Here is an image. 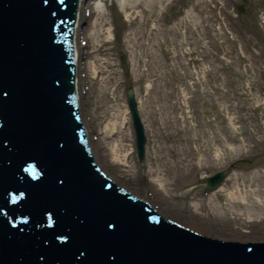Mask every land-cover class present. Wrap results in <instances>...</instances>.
<instances>
[{
    "label": "rangeland",
    "instance_id": "rangeland-1",
    "mask_svg": "<svg viewBox=\"0 0 264 264\" xmlns=\"http://www.w3.org/2000/svg\"><path fill=\"white\" fill-rule=\"evenodd\" d=\"M78 21L80 109L101 167L200 233L264 241V0H84ZM225 167L224 186L210 191L206 177Z\"/></svg>",
    "mask_w": 264,
    "mask_h": 264
},
{
    "label": "water",
    "instance_id": "water-1",
    "mask_svg": "<svg viewBox=\"0 0 264 264\" xmlns=\"http://www.w3.org/2000/svg\"><path fill=\"white\" fill-rule=\"evenodd\" d=\"M79 5L0 0V264H264V241L189 229L98 164L76 89ZM127 103L143 160L133 87Z\"/></svg>",
    "mask_w": 264,
    "mask_h": 264
},
{
    "label": "bare ground",
    "instance_id": "bare-ground-1",
    "mask_svg": "<svg viewBox=\"0 0 264 264\" xmlns=\"http://www.w3.org/2000/svg\"><path fill=\"white\" fill-rule=\"evenodd\" d=\"M82 2H81V4L83 3V1L84 0H81ZM142 0H134V2H135V4H137L138 2H141ZM198 1H200V0H194V2L196 3V2H198ZM213 2H214V0H213ZM104 9V8H103ZM104 15L106 16V14L105 13H103L102 14V17L104 18ZM78 28H79V22H78V25H77V27H76V34H77V32H78ZM76 34H75V36H76ZM109 36H111V33L109 34ZM75 50H76V57H77V63H78V61H79V58L81 57V53H80V48L81 47H79L78 46V44H77V42H76V38H75ZM78 83H79V79H77V87H78ZM79 100H81V97H80V94H79ZM124 126V122L123 121H118V122H113V123H111L110 125H108V132L109 133H115L117 130H119L120 128H122ZM88 130V129H87ZM88 133H89V136H90V132H89V130H88ZM114 152H115V154H116V159H120L119 158V155H118V152H119V150H118V148H117V146L115 147V149H114ZM225 184V183H224ZM224 184H223V186H224Z\"/></svg>",
    "mask_w": 264,
    "mask_h": 264
}]
</instances>
